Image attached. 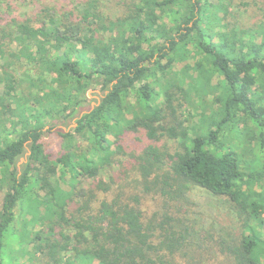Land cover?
<instances>
[{"label": "trees", "instance_id": "1", "mask_svg": "<svg viewBox=\"0 0 264 264\" xmlns=\"http://www.w3.org/2000/svg\"><path fill=\"white\" fill-rule=\"evenodd\" d=\"M231 5L129 0L104 24L89 3L79 15L44 13L37 27L0 24V264L18 215L38 226L27 239L32 253L24 250L41 264H179L183 255L209 264L189 253L209 242L227 264H264V234L251 225L264 226V0L237 4L261 12L246 26ZM193 76L199 101L210 97L211 106L188 125L182 109ZM93 83L102 95L84 108ZM44 119L61 139L56 154L40 141ZM228 133L253 143L245 166L225 144ZM132 134L149 141L134 163L162 204L151 218L141 198L112 195L102 178ZM163 138L181 140L179 149L155 146ZM193 186L226 202L237 230L205 235L184 210Z\"/></svg>", "mask_w": 264, "mask_h": 264}, {"label": "rangeland", "instance_id": "2", "mask_svg": "<svg viewBox=\"0 0 264 264\" xmlns=\"http://www.w3.org/2000/svg\"><path fill=\"white\" fill-rule=\"evenodd\" d=\"M239 2H250L251 0H234L235 5H231L233 12L237 13L239 22L241 25H249L256 22L261 16L259 8L254 6L247 7V11H244V7H237ZM94 4L93 11L96 13L103 23L106 24L107 20H115L125 14L126 5L129 0H0V18L1 25L15 24V22H29L34 27L39 26L38 21L43 19L44 13L53 15L54 17H60L64 14L73 12L75 15L80 14V10L86 6V4ZM99 22V19L97 20ZM13 28V27H12ZM11 28V29H12ZM11 51H8L10 55L16 53L18 47L15 42L9 46ZM194 56L189 62L195 61ZM24 62V59L22 60ZM1 65V63H0ZM182 63L174 64V70H179L182 67ZM24 69V67H23ZM194 77V76H193ZM186 79L188 83L187 88L190 92V101L185 104L183 111L185 112L184 118L188 119V125L198 124L199 119L204 115L203 113H209L211 106V98H208L207 104L201 103L199 97L194 92L196 87L195 77ZM151 82V81H150ZM217 82V78L212 79V84ZM151 86L158 88L156 83L151 82ZM201 86L197 87L199 92ZM102 93L100 91V85L93 83L86 93V101L84 108H92L99 102ZM129 101L133 102V97L128 98ZM204 111V112H203ZM74 119L68 123L66 129H71L75 126L73 123ZM43 135L41 136V143L46 151L51 154H56L60 150L61 139L56 134V126L53 127L54 122L49 119L43 120ZM59 125L60 122L57 121ZM251 126L250 123H248ZM53 125V126H52ZM53 127V128H51ZM61 127V125H60ZM63 128V127H62ZM109 140H112L111 136H108ZM225 143L229 148H232L241 158V166H245L247 161L253 160L254 156L249 152V148H253V143L249 145L243 139L235 138L232 134H227ZM149 143L145 136L132 134L128 135L123 141V153H117L112 158L110 165L103 169L102 178L111 185L112 195H120L122 198L126 195L127 198L134 197L141 198V207L144 210L145 218L153 217V211L157 210L158 207H162L160 198L155 195L156 188L153 187L152 183L145 184L135 172L136 165L134 163V157L141 152L143 147ZM181 140L173 141L168 138L160 139L155 146L160 147L162 150L173 152L175 149H179ZM114 147H111L113 150ZM23 162V160L21 161ZM19 162L18 166L21 164ZM61 185L63 188H67L68 180L67 177H63ZM144 187H147L145 189ZM188 204H185L184 210L189 214L190 220H193L197 227L204 228V234L210 235L213 232H217L221 228L237 230L236 216L229 210L228 204L222 200L212 196L208 191L200 187H191L187 192ZM43 212V207L40 208ZM19 214V209L16 215ZM25 214V213H24ZM264 215V214H263ZM29 215L17 216L14 224V229L7 232L4 236V248L6 252V258L3 264H41L40 256L32 253V245L27 239L33 236L38 226L33 225L30 221ZM27 219V221H26ZM256 221L251 223L252 227L264 234V226L260 227L256 224ZM26 237V238H25ZM208 239H206V242ZM28 242V246H27ZM205 242V244H206ZM204 244V245H205ZM203 245V246H204ZM213 244L209 242L208 247L205 249H191L189 253L191 255L199 256L203 261H208L209 264H227V262L217 255L214 251ZM27 246V247H26ZM25 249L28 251L25 253ZM215 247V246H214ZM22 252V255H21ZM179 264H194L188 256L178 258ZM96 264V261L93 262ZM229 264V263H228Z\"/></svg>", "mask_w": 264, "mask_h": 264}]
</instances>
